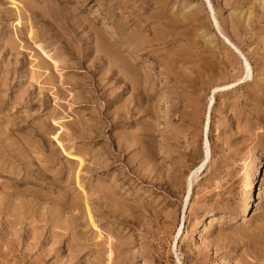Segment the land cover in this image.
I'll use <instances>...</instances> for the list:
<instances>
[{
    "label": "rangeland",
    "instance_id": "obj_1",
    "mask_svg": "<svg viewBox=\"0 0 264 264\" xmlns=\"http://www.w3.org/2000/svg\"><path fill=\"white\" fill-rule=\"evenodd\" d=\"M0 163L27 264H264V0H0Z\"/></svg>",
    "mask_w": 264,
    "mask_h": 264
},
{
    "label": "bare ground",
    "instance_id": "obj_2",
    "mask_svg": "<svg viewBox=\"0 0 264 264\" xmlns=\"http://www.w3.org/2000/svg\"><path fill=\"white\" fill-rule=\"evenodd\" d=\"M212 11H213V9H212ZM215 19V18H214ZM215 22L217 23V20L215 19ZM19 23V22H18ZM71 26V25H70ZM92 28V27H91ZM96 33H99V32H96ZM95 35V34H94ZM95 37H96V35H95ZM103 37V36H102ZM107 37V36H106ZM100 37L98 36V39H99ZM94 39V38H93ZM104 39V38H103ZM102 39V40H103ZM99 41V40H98ZM97 41V42H98ZM100 43V42H99ZM102 43V42H101ZM6 45V44H5ZM97 45L95 44V47H96ZM94 47V49H95V51L96 50H98V49H96ZM98 47H99V45H98ZM103 50V49H102ZM117 50V49H116ZM94 51V50H93ZM111 51V50H110ZM221 52V51H220ZM91 53V52H90ZM97 53V52H96ZM115 53V52H114ZM49 54V53H48ZM92 54V53H91ZM90 54V55H91ZM98 54H100L99 52H98ZM106 54V53H105ZM117 54V53H116ZM46 56V55H45ZM102 56V55H101ZM105 56H107V55H105ZM109 57V56H108ZM53 60V59H52ZM104 60V59H103ZM110 60V59H109ZM54 61V60H53ZM99 61V60H98ZM108 61V60H107ZM52 62V61H51ZM100 62H102L101 60H100ZM109 62V61H108ZM114 63H116V62H114ZM54 64H56V61H55V63ZM104 66V65H103ZM130 66V65H129ZM57 67H58V65H57ZM73 67V66H72ZM122 67V66H121ZM123 68V67H122ZM120 69V68H119ZM35 71V70H34ZM41 71V70H40ZM113 71V70H112ZM119 71V70H118ZM122 71V70H121ZM220 71V70H219ZM120 73V72H119ZM110 74V73H109ZM112 74V73H111ZM238 74V73H237ZM33 75V74H32ZM34 77V76H33ZM117 77V76H116ZM115 77V78H116ZM105 78V77H104ZM107 78V77H106ZM125 78V77H124ZM237 78V77H236ZM110 79H112L113 80V77L112 78H110ZM127 79V78H126ZM105 81V80H104ZM117 81V80H116ZM122 81V80H121ZM127 81V80H126ZM118 82V81H117ZM120 82V81H119ZM100 83V82H99ZM109 83V82H108ZM223 85V84H222ZM232 85V84H231ZM229 85H225V86H221L222 88H227ZM217 88H220V87H217ZM8 90V89H7ZM6 91V90H5ZM3 103V102H2ZM4 104V103H3ZM21 105V104H20ZM21 107H23V106H21ZM2 108V107H1ZM3 135V134H2ZM3 138V137H2ZM8 139V138H7ZM12 139V138H11ZM56 139V138H55ZM7 141V140H6ZM3 142V141H2ZM19 142H21V141H19ZM3 144V143H2ZM18 144V143H17ZM59 144H60V142H59ZM121 145V144H120ZM11 146V145H10ZM19 146V145H18ZM24 145L22 144V147H23ZM26 146V145H25ZM137 146V145H136ZM135 146V147H136ZM17 149H19V150H21V148H20V146H19V148H17ZM13 150V149H12ZM23 150H24V147H23ZM5 151V150H4ZM64 151V150H63ZM9 152V151H8ZM14 152V151H13ZM12 152V153H13ZM67 152V151H66ZM11 153V152H10ZM23 153H24V151H23ZM21 154L22 155V157H23V155L24 154ZM17 154V153H16ZM18 154H20V153H18ZM9 155V154H8ZM15 155V154H14ZM74 156V155H73ZM72 156V159H75V157H73ZM19 157V156H18ZM25 157V156H24ZM21 158V157H20ZM20 158H18L17 160H19ZM79 158V157H78ZM23 160H24V158H23ZM22 160V161H23ZM26 161V160H25ZM4 162V161H3ZM31 163V162H30ZM81 163V162H80ZM1 164V163H0ZM20 164V163H19ZM5 165V164H4ZM10 165V164H9ZM13 164H11L10 166H9V169H10V167L12 166ZM21 165L22 164H20V167H21ZM108 165V164H107ZM23 166H25L24 164L22 165V167ZM38 166V165H37ZM36 166V167H37ZM103 166H105V165H103ZM6 167H7V165H6ZM13 167V166H12ZM14 167H15V165H14ZM4 168H5V166H4ZM28 168V167H27ZM6 169V168H5ZM12 169V168H11ZM8 170V171H11V172H13V170ZM22 169V168H21ZM1 170H3V168H1ZM18 170V169H17ZM34 170H36V169H34ZM40 169L38 168L37 169V171H39ZM16 171V170H15ZM21 171V170H20ZM26 171V170H25ZM32 172H33V170H31ZM30 171V172H31ZM36 171V172H37ZM78 171V170H77ZM2 172H6L7 173V171L6 170H3ZM22 172V171H21ZM134 172V171H133ZM18 173H19V171H18ZM18 173H14L15 174V176H18V175H20V174H18ZM80 173V172H79ZM13 174V173H12ZM11 174V175H12ZM13 174V175H14ZM27 174V173H26ZM22 175V174H21ZM34 175H36V174H34ZM38 175V174H37ZM14 176V177H15ZM39 176V175H38ZM13 177V176H12ZM24 177H26V175H24ZM39 177H41V176H39ZM36 179V178H35ZM38 179V178H37ZM23 180H24V178H23ZM13 182H11V183H9L8 185L6 184H4V186H0V224L2 225H0L2 228L0 229V258H4V260H6L5 262H7L10 258H12V259H14V263L15 262H23L24 264H27L29 261H30V263H31V261L33 260H35V258H36V260H38V258H40V256H41V259H42V261H45V260H47V259H45L46 257H48L52 252H54V248H50L49 250H45L43 247L44 246H46V245H49V242H51L52 241V239L56 236H58L57 234H58V232H57V234L53 231V230H51V232L50 233H48V232H45V230L43 229V230H40L41 229V227H39V226H32V228L34 229V230H36V232L38 231L37 229H39L41 232H39V233H37V234H34V230L33 229H31V228H29L28 227V229H25L27 226H25V223H26V221L25 222H23V220H26V219H29V216H28V214H27V212H25V211H27V210H22V209H24V207H27V203H28V201H25V199H26V195H24V193L22 194V191L20 190V185H21V183H20V181L19 180H16L15 181V179H13L12 180ZM15 181V182H14ZM42 182H43V180H42ZM25 183H26V181H25ZM1 184V183H0ZM24 186V185H23ZM85 188V187H84ZM25 189V188H24ZM96 191V190H95ZM26 193V192H25ZM20 194H22V195H20ZM27 194V193H26ZM34 198H36V197H34ZM33 198V199H34ZM38 199H39V197H37ZM40 198H42L41 196H40ZM100 198V197H99ZM27 200V199H26ZM32 200V199H31ZM30 200V201H31ZM41 200V199H40ZM35 203H36V206L38 205L37 203H40L39 201H34ZM41 202H43V201H41ZM23 203H25V204H23ZM246 203V202H245ZM13 205H14V207H13ZM15 205H17V206H19V207H21V209L20 208H17L16 210L14 209V211H13V208H15ZM25 205V206H24ZM30 205H31V203H30ZM31 206H33V207H29V208H34V206L35 205H31ZM35 206V207H36ZM39 206H40V204H39ZM249 207V204H248V202L244 205V207H243V210H242V214H243V216L245 217L246 216V213H247V211H248V208ZM20 209V210H19ZM25 209H27V208H25ZM42 209V208H41ZM35 210V209H34ZM36 212H37V214H38V210H35ZM29 212V211H28ZM31 214L32 213H34L33 212V210H31V212H30ZM36 213H35V215H37ZM42 214V213H41ZM114 214V213H113ZM30 215V214H29ZM89 215H90V213H89ZM53 216V215H52ZM58 216V215H57ZM60 217V216H59ZM58 217V218H59ZM90 217V216H89ZM119 217V216H118ZM32 218V217H31ZM34 218V217H33ZM37 218V217H36ZM54 218V217H53ZM58 218H56V220L55 221H57V219ZM65 218V217H64ZM73 218V217H72ZM122 218V217H121ZM13 219V220H12ZM38 219V218H37ZM49 218H47L46 220H48ZM119 220H120V218H118ZM242 219H243V221H244V218L242 217ZM41 220V219H40ZM49 220H51V219H49ZM13 221V223L14 224H12L11 222ZM18 221H22L23 223L22 224H24V226L23 227H25V228H19L20 227V225L19 224H21L20 222H19V224H18V227L16 226V229H18L19 228V230H14L13 231V225H15L16 224V222H18ZM31 221H33V219L31 220ZM54 221V220H53ZM124 221H126L125 219H124ZM28 222H29V220H28ZM34 222V221H33ZM37 222V221H36ZM44 222H46V221H44ZM49 223V222H48ZM51 223H53V222H51ZM57 223V222H56ZM185 223H186V221H184V227H185ZM29 224H30V222H29ZM28 224V225H29ZM32 224V223H31ZM38 224V223H37ZM47 224V223H46ZM50 224V223H49ZM48 224V225H49ZM91 224L93 225V227H95V224L91 221ZM17 225V224H16ZM45 225V224H44ZM51 226L52 225H49V228L51 229ZM46 227V226H45ZM55 227V226H54ZM53 226H52V228H54ZM47 228V227H46ZM66 230H67V228H66ZM34 231V232H33ZM48 231V230H47ZM47 233L48 234H50V235H48L47 236ZM61 234V233H60ZM59 234V235H60ZM10 237H12V238H14V239H12V238H10ZM28 240L29 241H33V242H29L28 243V246H27V248L25 247V246H22V245H24V243H26L27 244V242H28ZM54 242V241H53ZM77 242V241H76ZM85 242V241H84ZM83 242V243H84ZM4 243H6L5 245H4ZM79 243H80V241H79ZM83 243H81V244H83ZM21 245L23 248H17V245ZM25 244V245H26ZM261 244V243H260ZM74 245V244H73ZM78 245V244H77ZM71 246V245H70ZM70 246H68V247H70ZM79 246V245H78ZM83 246V245H82ZM85 246H87V245H85ZM3 247H5V249L3 248ZM67 247V248H68ZM77 247V246H76ZM80 247V246H79ZM248 247V246H247ZM36 250V249H39V251L41 252L40 254L41 255H36L35 256V254L33 253V250ZM59 249V248H58ZM57 249V250H58ZM64 249H66V247L64 248ZM74 249H76V248H74ZM98 249V248H97ZM69 250V249H68ZM71 250V249H70ZM79 250V249H78ZM77 249L74 251L75 253H77V252H79ZM80 250H82V249H80ZM38 251V250H37ZM59 251V250H58ZM83 251V250H82ZM72 252V251H71ZM80 253V252H79ZM91 253V252H90ZM54 254V253H53ZM69 254V253H68ZM98 254V253H97ZM96 254V255H97ZM232 254L233 255H237V254H235L234 253V251L232 252ZM252 254V253H251ZM52 255V254H51ZM73 255V253L71 254V256ZM76 255V254H75ZM253 255V254H252ZM70 256V254L68 255V257ZM80 256V255H79ZM250 256V255H249ZM7 257V259H5ZM8 257H10L9 259H8ZM74 257H76V256H74ZM262 257V256H261ZM96 258V257H95ZM99 258V257H98ZM45 259V260H44ZM51 259V258H50ZM68 259V258H67ZM72 259V258H71ZM101 260L103 259V258H100ZM100 259H98V260H100ZM2 260V259H1ZM73 260V259H72ZM94 260V259H93ZM103 261H104V259H103ZM103 261H102V263L101 264H103ZM20 262V263H21ZM36 262V261H35ZM100 262L101 261H99V264H100ZM32 263H34V262H32ZM19 264V263H18ZM47 264V263H46Z\"/></svg>",
    "mask_w": 264,
    "mask_h": 264
}]
</instances>
